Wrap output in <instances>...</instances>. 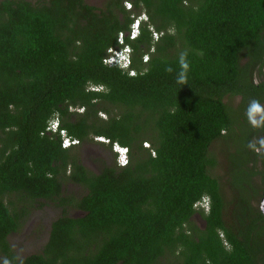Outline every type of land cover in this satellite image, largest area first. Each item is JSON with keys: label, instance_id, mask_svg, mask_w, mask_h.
Listing matches in <instances>:
<instances>
[{"label": "trees", "instance_id": "trees-1", "mask_svg": "<svg viewBox=\"0 0 264 264\" xmlns=\"http://www.w3.org/2000/svg\"><path fill=\"white\" fill-rule=\"evenodd\" d=\"M142 13L138 36L124 37L135 74L105 65ZM263 31L264 0H0V264H256L210 170L214 142L240 173L250 132L264 135V118L247 123L264 103V78L251 75ZM237 95L232 109L224 99ZM53 116L79 144L45 131ZM90 143L110 155L94 172L81 161ZM113 144L127 147L125 166ZM44 206L58 214L39 251L18 257L9 236Z\"/></svg>", "mask_w": 264, "mask_h": 264}, {"label": "flooded vegetation", "instance_id": "flooded-vegetation-1", "mask_svg": "<svg viewBox=\"0 0 264 264\" xmlns=\"http://www.w3.org/2000/svg\"><path fill=\"white\" fill-rule=\"evenodd\" d=\"M263 36L264 31L261 37L264 43ZM244 58H246V61L243 64ZM248 60H250L248 56H243L241 64L245 65ZM251 75L255 83L264 78V61L260 65L259 63L256 64ZM238 97L240 101V96ZM259 105H264V103ZM253 110L254 108H251L247 114V123L250 127H255L252 120ZM263 118L264 115L256 123L259 124ZM247 141L249 145L244 153L248 154L252 150V154L248 158L247 156L244 157V160L242 158L241 163L244 164L240 167V173L235 167H229L231 164L229 165V162H227V148L221 140L219 142L222 143L220 152L223 153L221 157L223 161H219L215 157L216 164L210 171L212 172L219 165L222 166L223 173L220 177L213 173L211 175L216 178L218 183L219 193L224 205L223 212L235 221V233L242 231V239L244 240V237H247L248 243L255 251L256 264H264V135L256 130L251 131L250 138ZM236 142L238 143V140ZM235 147L239 150L242 149V145L237 144L230 150ZM236 154L240 157V153ZM192 219L202 228L205 227L206 222L199 214H194Z\"/></svg>", "mask_w": 264, "mask_h": 264}, {"label": "rangeland", "instance_id": "rangeland-1", "mask_svg": "<svg viewBox=\"0 0 264 264\" xmlns=\"http://www.w3.org/2000/svg\"><path fill=\"white\" fill-rule=\"evenodd\" d=\"M35 1V0H30ZM86 3L96 6L98 8H102L104 6V3L106 0H85ZM126 8V6H130L129 3L123 4ZM131 8V7H130ZM246 61V58L243 59V64ZM239 101V97H226L224 99V102L232 109H235ZM260 108H254L252 112V120L254 122H258L261 117L264 115V105H259ZM102 118H105L106 116L103 114H99ZM236 138V137H233ZM97 139V138H95ZM98 140V139H97ZM143 146H146L145 143H143ZM222 143L221 142H215L211 146V150L213 152V155L220 160H222V154L221 151ZM82 157L81 161L83 164L88 168V170L94 172L96 169L100 168L101 165L97 161V157L99 155L109 158V153L107 151H101L102 148L97 146V144L90 143V145H84L81 147ZM113 153V152H112ZM223 161V160H222ZM221 165L217 166L212 173L221 176L223 173L221 170ZM70 191H77V188L73 185L68 186ZM58 209L53 208L51 206H44L41 209L34 210L31 214L28 215L26 220L24 221L21 229L15 233L9 236V242L10 246L14 253L18 257L25 256L29 253H33L36 251H39L40 244L43 242L46 232V226H48L50 219L53 218L58 214Z\"/></svg>", "mask_w": 264, "mask_h": 264}, {"label": "clouds", "instance_id": "clouds-1", "mask_svg": "<svg viewBox=\"0 0 264 264\" xmlns=\"http://www.w3.org/2000/svg\"><path fill=\"white\" fill-rule=\"evenodd\" d=\"M125 3H128V2H125ZM130 7H131V5L130 6H126V9H130ZM134 19H137L139 21V25H138V27H139L138 34H139L140 24L142 23V21H146V16H145V14L142 13V14H139L138 16H134L133 20ZM138 34L136 36H131L130 35V27H129L128 32L119 33V35L117 37V42L119 44V47L109 49L108 52H107V55L103 58V63L105 65H107L108 67H117V68H119V69H121L123 71H126L129 75H134L135 71L133 69H130V65H131L130 53H131V50H130V47L124 43V37L128 36L129 39H134V38H136L138 36ZM152 39H153L152 40L153 42L157 41L159 39V33L157 31L153 32ZM186 57H187V52H182L180 54L179 63H180V66H181V72H180L179 79H178L179 83H186V81H187V72L189 70V63H188ZM147 59H148V56L144 55L143 56V62H146ZM88 89L94 90V91H99V90H102V86L101 85H90V86H88ZM250 108L259 109L260 106H259L258 101H253L251 103V105H250ZM56 120L58 122V130L56 132H51V133H58L60 138H61V143H62V139L64 137H62L61 134L59 133V130L62 129V128L59 127L60 123H59L58 118L56 116L51 117L48 120L47 125L50 122L56 121ZM254 126L259 127L260 125L258 123H256V122H254ZM45 131H46V129H45ZM97 139L99 141H103V142H107L108 141V140L104 141L105 138H103V137H98ZM111 150L115 154L116 164L118 166H125L127 164V162H128V149H127V147L120 146L118 144H113ZM123 151H124V153H125V155L127 157V162H126V164L121 165L118 162V154L122 153ZM198 202H199L198 204L202 207V209H204V211L208 210L209 199H208L207 196L202 197V199L200 201H198Z\"/></svg>", "mask_w": 264, "mask_h": 264}, {"label": "built area", "instance_id": "built-area-1", "mask_svg": "<svg viewBox=\"0 0 264 264\" xmlns=\"http://www.w3.org/2000/svg\"><path fill=\"white\" fill-rule=\"evenodd\" d=\"M138 25H139V21L137 19H134L132 24L130 25V35L131 36H136L138 34V29H139ZM57 130H58V122H57V120L50 122L47 125V127H46V131L47 132H56ZM59 133L61 134L62 137H64L62 139V143H61V146L63 148H67V147L79 144V140L78 139L71 138V137L67 136L63 129H60ZM104 141H107V140L104 139ZM118 162L121 165L126 164L127 157H126L124 151L122 153L118 154Z\"/></svg>", "mask_w": 264, "mask_h": 264}]
</instances>
